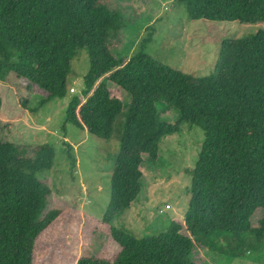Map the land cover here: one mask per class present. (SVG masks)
Listing matches in <instances>:
<instances>
[{
  "label": "trees",
  "instance_id": "obj_1",
  "mask_svg": "<svg viewBox=\"0 0 264 264\" xmlns=\"http://www.w3.org/2000/svg\"><path fill=\"white\" fill-rule=\"evenodd\" d=\"M178 1L190 21L264 23V0ZM123 27L103 0H0V81L22 109L30 110L33 86L46 94L39 107L66 97L71 61L85 50L89 69L65 124L108 140L124 117L101 219L119 251L112 258L83 255L76 264H195L196 246L228 260L264 249V29L223 41L213 71L196 77L142 51L114 57L111 42ZM107 82L130 99L126 111ZM167 107L178 116L172 124L161 117ZM186 124L202 130L203 142L183 225L171 221L166 231L142 238L115 227L141 192L143 156L157 159L160 142ZM53 159L48 145L0 140V264H35L39 236L60 216L58 209L44 213L50 190L34 177Z\"/></svg>",
  "mask_w": 264,
  "mask_h": 264
},
{
  "label": "rangeland",
  "instance_id": "obj_2",
  "mask_svg": "<svg viewBox=\"0 0 264 264\" xmlns=\"http://www.w3.org/2000/svg\"><path fill=\"white\" fill-rule=\"evenodd\" d=\"M103 1L120 13L124 22L122 31L111 42L114 57L127 60L142 51L162 64L196 77L213 71L223 41L247 38L259 28L264 29V23L190 21L185 5L178 0ZM88 69L87 52L77 51L71 61L66 97L39 107L46 94L33 86L30 110L22 109L14 91L0 81V140L28 147L48 145L54 150L52 167L34 177L50 190L44 213L58 209L61 214L39 236L35 264H76L83 255L112 258L119 251L110 237V227L101 219L109 202L110 177L119 152L124 117L114 123L108 140L65 124L67 105L81 91ZM106 84L110 95L120 99L126 111L128 96L115 85ZM160 113L171 124L178 117L171 107ZM202 142V130L186 124L179 133L160 142L157 159L143 156L141 192L115 219L114 226L142 238L166 231L171 221L183 225L191 171ZM260 217L257 211L252 218L254 227ZM181 232L188 236L184 226ZM193 260L195 264H264V249L228 260L196 246Z\"/></svg>",
  "mask_w": 264,
  "mask_h": 264
}]
</instances>
